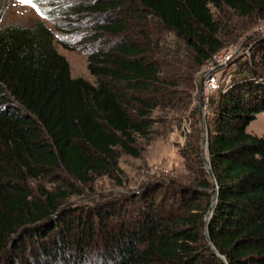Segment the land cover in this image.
<instances>
[{"label": "trees", "instance_id": "16d2710c", "mask_svg": "<svg viewBox=\"0 0 264 264\" xmlns=\"http://www.w3.org/2000/svg\"><path fill=\"white\" fill-rule=\"evenodd\" d=\"M62 1L66 18L94 19L84 45L96 83L72 77L43 21L0 26V264H264V138L247 131L264 113V36L242 42L264 21V0ZM236 44L249 53L203 120L191 109L203 70ZM190 110L180 181L85 220L65 213L62 174L83 186L120 180L121 154L141 157L156 113ZM44 180L55 186L35 194Z\"/></svg>", "mask_w": 264, "mask_h": 264}, {"label": "rangeland", "instance_id": "374dc122", "mask_svg": "<svg viewBox=\"0 0 264 264\" xmlns=\"http://www.w3.org/2000/svg\"><path fill=\"white\" fill-rule=\"evenodd\" d=\"M95 1L84 0L83 3ZM33 3L35 7L32 3L23 4L20 0H0V17H2L0 26L17 24L32 27L37 22L43 21L54 32L56 48L69 61L72 77L96 83V78L88 69L91 47L84 45L88 36L93 34L91 30L94 19L66 18V14L73 12L72 5L62 0H33ZM251 35L264 36V21L246 34L242 42H246ZM202 98L201 79L199 88L195 91L191 109L198 107L202 119L205 120L208 109L205 110L202 106ZM191 113V110L187 113L183 111H171L164 114L157 112L155 115V118H158L155 124L157 133L151 141L143 143L141 157L134 158L121 154L120 180L102 177L89 186H83L71 176L62 174L63 180L68 183V187L64 189L72 193L68 201L63 204L65 213L73 218L81 217L85 220V216L87 218L98 208L110 211L116 200L126 198L129 194H140L165 183L180 181V177H184L187 173L182 150L188 136L192 133V124L195 122ZM203 130L207 133L206 129ZM247 131L264 138V113L257 116ZM181 182L186 183V180ZM51 186L55 185L46 180L36 182L33 191L38 194L39 188H51Z\"/></svg>", "mask_w": 264, "mask_h": 264}, {"label": "built area", "instance_id": "2783aa9c", "mask_svg": "<svg viewBox=\"0 0 264 264\" xmlns=\"http://www.w3.org/2000/svg\"><path fill=\"white\" fill-rule=\"evenodd\" d=\"M249 53L244 44H236L228 49L213 55L205 66L202 74V106L208 109L210 97L218 92L223 84L227 83L229 76L226 75L235 60Z\"/></svg>", "mask_w": 264, "mask_h": 264}, {"label": "water", "instance_id": "95a60500", "mask_svg": "<svg viewBox=\"0 0 264 264\" xmlns=\"http://www.w3.org/2000/svg\"><path fill=\"white\" fill-rule=\"evenodd\" d=\"M204 133H205V131H204ZM204 137H205V144H204L205 167H206L208 174L213 178L214 185L217 186L216 181L214 179V174H213V171L211 168L210 161L206 156V151L208 149V134L205 133ZM217 190H218V188H217ZM216 204H217V195L213 199L212 206L210 207V210H209V212L207 214V218H206V222H207L206 236H207V239L209 242H211L210 236H209V226H210V223H211L214 211H215Z\"/></svg>", "mask_w": 264, "mask_h": 264}, {"label": "snow or ice", "instance_id": "6c2138e0", "mask_svg": "<svg viewBox=\"0 0 264 264\" xmlns=\"http://www.w3.org/2000/svg\"><path fill=\"white\" fill-rule=\"evenodd\" d=\"M20 2L23 3V4L32 3L33 7H35V3H33V0H20Z\"/></svg>", "mask_w": 264, "mask_h": 264}]
</instances>
